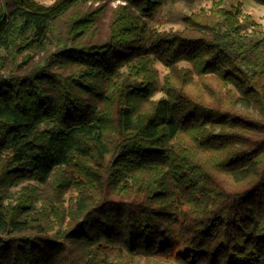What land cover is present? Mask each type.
<instances>
[{
	"label": "trees",
	"instance_id": "16d2710c",
	"mask_svg": "<svg viewBox=\"0 0 264 264\" xmlns=\"http://www.w3.org/2000/svg\"><path fill=\"white\" fill-rule=\"evenodd\" d=\"M115 1L0 0V264H264L263 31Z\"/></svg>",
	"mask_w": 264,
	"mask_h": 264
},
{
	"label": "rangeland",
	"instance_id": "374dc122",
	"mask_svg": "<svg viewBox=\"0 0 264 264\" xmlns=\"http://www.w3.org/2000/svg\"><path fill=\"white\" fill-rule=\"evenodd\" d=\"M56 0H39L40 4L45 6L52 5ZM219 0H176L169 1L159 10L154 19L149 20L151 27L161 31L181 30L185 28L184 18L198 13L201 10H210ZM226 3L227 6L240 7L244 15H250L261 28L264 33V5L255 0H220ZM119 4H125L122 0H117L112 3L113 7ZM99 3L95 4V6ZM156 67L160 72L161 79L168 73V69L161 63H157ZM162 95L159 93L158 98ZM108 258L112 264H181L172 257L167 256H144L129 254L121 248L113 249L107 252Z\"/></svg>",
	"mask_w": 264,
	"mask_h": 264
}]
</instances>
